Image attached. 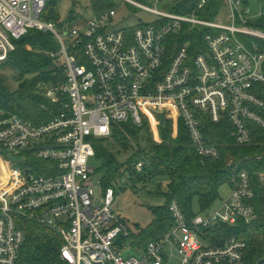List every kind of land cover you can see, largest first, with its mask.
Here are the masks:
<instances>
[{"label": "built area", "instance_id": "obj_1", "mask_svg": "<svg viewBox=\"0 0 264 264\" xmlns=\"http://www.w3.org/2000/svg\"><path fill=\"white\" fill-rule=\"evenodd\" d=\"M88 1L90 15L78 13L81 24L62 27L44 18L48 0H0V63L30 29L44 30L58 41L52 56L65 73L63 82L45 86V95L61 105L49 120L37 124L0 112V264H19L26 240L23 219L63 238L59 264H244L246 241L215 231L257 219L250 175L240 163H228L235 174L220 205L189 218L174 200L169 207L173 225L137 247L132 227L113 208L132 179L105 189L94 177L92 160L94 140L110 136L113 123L142 126L154 120L164 126L161 113L165 125L172 124L173 137L181 120L185 123L204 160L221 153L205 134L201 114L216 124L230 122L238 146L254 144L251 123L264 128V51L245 38L264 40V31L250 26L245 0H222L215 19L196 14L207 0L190 15L125 0L159 18L140 20L130 31L108 30L118 5L94 6L114 0ZM223 9L227 22L220 18ZM186 24L206 30L207 49L192 55L187 42L170 55L172 35ZM144 167L139 161L135 170L141 173Z\"/></svg>", "mask_w": 264, "mask_h": 264}, {"label": "trees", "instance_id": "obj_2", "mask_svg": "<svg viewBox=\"0 0 264 264\" xmlns=\"http://www.w3.org/2000/svg\"><path fill=\"white\" fill-rule=\"evenodd\" d=\"M59 0H48L44 18L58 22L60 26H72L82 19L77 16L78 11L72 8L69 17L65 20L61 16ZM208 4L196 14L206 19H214L220 12L222 0H207ZM200 0H185L177 8L180 13H193ZM248 5V0H245ZM73 5L76 3L73 1ZM96 9L111 7L108 1L96 3ZM249 6V5H248ZM253 28L264 31V14L250 22ZM205 29L184 25L179 34L172 35L170 55L177 53L180 46L189 43L192 55L199 50H206L204 42ZM249 46L257 44L264 51V40L245 38ZM17 47L9 54L1 67L10 66L17 71L16 90L11 91L0 76V112L18 114L24 119L32 120L37 124L44 123L61 108L60 103L55 104L45 95L46 85H56L63 82L65 73L63 66L52 53L58 49V41L50 31L30 29L23 38L16 41ZM1 116V113H0ZM205 134L220 148L219 158H206L196 152L192 138L185 123L181 125L177 137H172V124L167 121L161 126V138L156 142L153 139L149 124L140 126L132 122L113 123V130L106 138L95 139L96 159L101 162L99 169L105 189L114 187L115 182L129 173L135 180L152 182L164 180L167 182L166 190L163 185L152 190V194L161 196L165 203L151 208L154 215L151 223L147 224L133 234V244L143 247L155 236L167 231L174 223L170 211V204L177 200L189 218L199 212H206L214 208L221 198L223 186H231L235 171L228 166L229 161L240 163L246 168L255 192L252 203L257 212V219L251 222L239 221L236 225H220L215 228L223 238L236 235L247 243L245 251L246 264H259L264 256V128L251 123L256 137L252 145L238 146L231 137L232 124L225 122L216 124L211 122L207 115L201 114ZM147 129L149 137L144 144L141 132ZM134 156L127 162L120 161L117 154L122 151L135 149ZM115 149H119L117 152ZM258 156H261L258 158ZM143 161L144 172L135 170L137 162ZM97 171V169H96ZM133 186L135 187V182ZM156 182V181H155ZM154 182V183H155ZM118 183V182H117ZM139 223L137 224V226ZM22 227L26 240L20 252L19 264H59L63 238L49 227H45L34 220L23 219ZM263 264V263H261Z\"/></svg>", "mask_w": 264, "mask_h": 264}, {"label": "rangeland", "instance_id": "obj_3", "mask_svg": "<svg viewBox=\"0 0 264 264\" xmlns=\"http://www.w3.org/2000/svg\"><path fill=\"white\" fill-rule=\"evenodd\" d=\"M73 1L76 5H73ZM140 3H144L147 6H151L156 8L159 11H171L177 12V8L179 5L185 0H136ZM110 4L114 6L118 5V16L114 18L115 20L109 24L108 30H118L124 29L126 31H130L133 29L134 26L140 23V20H143L145 23L148 22H156L159 18L156 14L146 11L145 9L137 6L134 3H130L128 1H110ZM59 10L61 16L65 20L69 17L70 10L75 9L80 14H83L85 18H87L92 12L93 8L88 0H59L58 1ZM248 5L250 8V16L254 20L262 14H264V0H248ZM226 9H223L222 15L220 16L221 20L226 21ZM192 14V13H186ZM215 19V18H214ZM79 23L76 22L73 26H78L82 23V19H78ZM227 22V21H226ZM1 65V63H0ZM0 76L4 78L7 87L13 91L16 90L19 82H17L16 76L17 71L10 67H1L0 66ZM161 125L158 124L156 121L153 120L149 125L150 130L153 133V139L156 142H162L163 139L161 138ZM149 133L147 129H143L141 132V140L145 144L148 140ZM173 137V136H172ZM160 140H158V139ZM175 138V137H174ZM119 149H115L117 152ZM135 149H130L128 151H122L121 154H117L119 156L120 161L127 162L134 156ZM93 166L97 169V173L94 175L95 178L102 177L103 174H100L99 171L101 167V162L96 158L92 160ZM128 179L134 180L129 173L124 175L121 179L115 182L116 188L122 187V185L127 183ZM156 181V182H155ZM135 187H129L122 191L120 195H118L115 199V203L113 205L114 211L124 218L129 225L132 227L134 232L140 231L144 228L147 224L151 223L153 220L154 215L151 213V208L163 205L165 200L159 196L152 194V190H155L157 186L163 185V189L166 190L167 182L164 180H152V182H144L141 180H134ZM155 182V183H154ZM230 192V186L226 185L223 186L221 189V198H226ZM220 199L215 205H220ZM211 208L210 210H213ZM139 225L137 226V224ZM246 264V262L244 263Z\"/></svg>", "mask_w": 264, "mask_h": 264}, {"label": "water", "instance_id": "obj_4", "mask_svg": "<svg viewBox=\"0 0 264 264\" xmlns=\"http://www.w3.org/2000/svg\"><path fill=\"white\" fill-rule=\"evenodd\" d=\"M160 123H161L162 125H165V118H164L163 113L160 114ZM10 157L13 158V159L21 160V161L23 160V158H17L16 156L14 157L13 155H10ZM262 180L264 181V177H263ZM216 226H217V224H216ZM261 263L264 264V256L262 257V259H261V261L259 262V264H261Z\"/></svg>", "mask_w": 264, "mask_h": 264}, {"label": "crops", "instance_id": "obj_5", "mask_svg": "<svg viewBox=\"0 0 264 264\" xmlns=\"http://www.w3.org/2000/svg\"><path fill=\"white\" fill-rule=\"evenodd\" d=\"M231 188V187H230Z\"/></svg>", "mask_w": 264, "mask_h": 264}]
</instances>
